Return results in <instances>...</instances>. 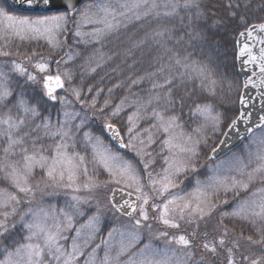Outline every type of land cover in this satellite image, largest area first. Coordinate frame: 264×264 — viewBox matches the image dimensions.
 Instances as JSON below:
<instances>
[{"label":"snow or ice","instance_id":"6c2138e0","mask_svg":"<svg viewBox=\"0 0 264 264\" xmlns=\"http://www.w3.org/2000/svg\"><path fill=\"white\" fill-rule=\"evenodd\" d=\"M22 2L29 7L42 6L46 9L54 8L56 11L42 17L18 18L9 14L6 0H0V25L7 22L8 30L20 39L29 36L44 37L49 43L56 39L54 47L67 44L69 34L74 38H82L85 34L80 29L87 25L93 26V30L87 35L95 43H101L134 21H148L151 18L160 24L162 17L177 16L181 9L190 13V21L192 15L197 20L203 19L204 15L200 10L201 0H116L115 3L107 0L100 4H96L95 0ZM232 7L229 3V8ZM235 7L240 8L241 5L236 4ZM192 10L195 12L192 13ZM232 15L235 16L236 13L232 12ZM241 22L246 24L245 31L240 33L245 41L237 42L240 45L237 58H240L242 66H257L262 74L258 82L246 80L244 88L251 85L261 90V108L264 109V38L257 37L255 42H248L253 39V33H264V23L248 26L243 16ZM71 25L74 27H70ZM166 33L171 35L167 28L154 29L152 39L166 48ZM208 39L202 30L189 35V40L198 42L193 45L197 48ZM256 43L261 45L258 54L253 52ZM166 51L172 52L171 49ZM192 57L193 53L186 49L184 53L172 52L167 65L159 63L158 72L163 76V83L154 82L153 89H161L163 94L158 92L140 106L145 110L143 115L137 109L128 117L130 126L127 129V141L114 124H102V128L117 139L120 148L134 153L132 159L112 152L103 146L99 138L93 139L88 132L83 133L82 151L85 154L77 151V136L86 123L84 119L74 123L78 113L64 111L63 120L57 118L56 123L50 118H42L41 123L35 125L37 135L33 138L32 131L26 130L25 120L19 116L13 118L11 111L16 108L23 111L25 116L30 114L36 118L40 116L38 108L29 105L22 93L13 98L7 76L0 73V110L8 108V112L0 116V139L7 145L3 148V157L0 158V179L12 189L11 192L7 188L0 190V217L3 218L0 220V264H187L188 259L194 255L192 250L197 247L212 256L222 250L227 253V264H236L232 254V247L236 245L228 246L229 229L223 224L225 218L246 220L250 224L258 225L261 233L259 239L253 240L251 236L247 239L254 244H264V138L259 141L260 147L255 154L250 151L245 153L242 148L241 153L244 155L232 158L235 166L230 171L235 172V175L220 177L215 174L217 170L213 169L214 175L207 181L196 179L193 192L181 195L174 191L182 180L198 170L201 143L208 148L203 159L215 163L221 147L227 144L232 134H236L241 141L248 139L255 144L257 142L252 138V132L254 129L264 130V115H260L253 122L252 113L245 111L249 103H252L251 97L245 98L246 93L240 97V110L234 117H225L215 109L216 89L218 85H223L225 78L217 72L210 56L208 62ZM36 67L41 72L47 71L46 64H37ZM14 70L20 75L26 73V69L19 64L14 65ZM155 75L156 73L150 74ZM42 79V95L49 102L55 103L59 100L62 105L69 103L63 96L56 95L57 89H64L65 81L71 82L72 74L69 71L49 74ZM196 80L200 84V95L193 98L196 95L195 84L193 91L189 92L187 82ZM26 81L38 82L32 74H27ZM178 85H184L183 93L173 91ZM231 88L229 83L228 89ZM70 90L79 101L81 92L76 88ZM122 105L123 101L111 115L116 116ZM150 105L153 107L149 114ZM186 105H190L189 111L192 115L203 119V124L196 129L200 138L193 139L188 136L185 143L179 144L174 129L182 128L180 121ZM104 106L107 107V101ZM91 107L95 109V99L92 100ZM158 108H162V111ZM99 111L102 112L103 108ZM134 117L136 120H147L148 127L142 131H134L138 127ZM241 125L244 127L245 136L239 135ZM209 126L214 134L219 133V137H222L213 141L210 146L208 138L202 132V129ZM153 130L161 137L159 150L152 147L157 143ZM89 146L92 148L91 158L87 156ZM153 152H156L155 156ZM157 156L163 160L162 172H156L153 167ZM100 171L107 174L103 181L98 179ZM36 175L41 179L35 180ZM145 176L147 183L144 182ZM250 188H253L251 199L238 204L230 212H217L219 205L228 203L229 193L236 196L241 192L248 193ZM100 189H107L110 193L105 202L97 196ZM126 189L129 190L128 198L123 202L117 200V192L123 193ZM59 190L71 193L62 208L42 205L30 207L37 192L54 194ZM81 192H87L88 195L81 196ZM133 194L134 200L131 199ZM150 200H159L160 203L150 204ZM21 205L29 207L20 212ZM149 209L155 215H150ZM116 214L128 217L131 223L122 228L109 225L107 240L103 236H99L97 240L105 216L115 217ZM213 216L217 217L218 224L209 233L207 225ZM9 217L13 218L12 229L4 222ZM79 218H84L86 223H80V227H77ZM152 220L171 229H179L180 221H183L191 231L186 234H172L169 238L168 231H152L153 225L149 223ZM17 224L19 238L13 235ZM202 225L204 231H201ZM114 234L119 236L118 240L114 239ZM162 238L166 245L175 244L180 249L187 250L184 256L176 258L173 250L160 248L153 243ZM201 258L203 259V254ZM260 259H253L251 264H260Z\"/></svg>","mask_w":264,"mask_h":264},{"label":"trees","instance_id":"16d2710c","mask_svg":"<svg viewBox=\"0 0 264 264\" xmlns=\"http://www.w3.org/2000/svg\"><path fill=\"white\" fill-rule=\"evenodd\" d=\"M6 3L8 6L7 0ZM229 3L233 5L231 9L229 8ZM236 4H240L241 7L236 8ZM200 10L204 15L203 19L199 20L192 15L190 21V13L181 9L177 16L162 17L160 24L151 18H149L148 21L135 22L134 25L129 27L126 34L120 31L118 34L102 41L100 44L85 45V43L83 44L75 40L55 50L40 41H30L22 45L16 43L13 49L14 51H18L19 55H23V59L28 56V59L31 60V62L29 61V65H32L33 62L40 63V60L44 61V63L50 61L52 64H55L57 61L64 62L65 59H69V56H71V63L69 66L72 68L74 67L73 71L77 74L74 83L78 85L79 89L83 92V96L86 97V102L89 103V109L93 113L98 112L102 104V100H100V102H96L95 109L91 107L92 100H96L94 97L100 91L103 93V96H106L108 91L115 90L114 94L116 97H114V104L108 107L109 112L113 111L110 110V108H115L118 103V99L116 98L120 97L121 99V96L123 94L125 95L124 92L131 86L129 84L130 79L127 77L133 73L138 78H141V84L134 87L132 92L140 93L143 103H146L147 98H151L158 92L163 94L161 89H153V83H163V76L158 72L159 63L167 65L170 62L169 57L172 55V52L184 53L187 49L193 53V59L203 60L205 62H208L210 56L211 62L213 66L216 67L217 72L225 78L223 85L217 86V99L214 107L217 108V111H221L225 117L232 118L239 111V100L242 93V82L237 67V38L241 32L245 31L246 24L241 22V16L244 17L248 26L251 24L263 23L264 0H201ZM8 11L18 15L12 12L9 7ZM161 11H163V9H161ZM194 12L195 10H192V13ZM232 12H235L236 15L233 16ZM181 18H183V21H181ZM161 27L167 28L171 32L170 36L166 33L164 38L166 48L161 47L160 43L152 39L154 29ZM200 30H202L209 39L203 43L200 48L193 47V45H197L198 42L196 40H189V35ZM137 44H139L138 47ZM98 48L102 49V52H104L107 63L106 66H99L98 60L94 58ZM166 49H171L172 52H168ZM91 53L95 56L89 58ZM94 64L98 67H95ZM151 73H156V75L150 76ZM121 76L124 77L121 78ZM120 79L123 80L120 81ZM229 83L232 85L231 90L228 89ZM193 84H195L196 95H199L200 84L198 80L188 81L187 91H193ZM38 89H41L39 83L36 88L33 89L26 86L24 94L27 96L29 105H35L41 110L43 116H48L52 113L56 104L43 98L41 94L42 89L41 92ZM89 89H91V91H89ZM184 90V85H178L177 88L173 89V91H180L181 93H183ZM36 91H38L41 96H35ZM189 107L190 105H186L183 112L186 111L191 114ZM100 118V120L96 118H93L94 120L92 119L94 133H98L99 131V134H101L102 124L105 122L108 123V119H106L104 115L101 114ZM247 143L248 142L242 147ZM241 148L236 152L240 151ZM207 161L208 160L205 162ZM40 179V177L35 178V180ZM34 182L35 181H33V183ZM103 192L104 190L101 189L102 200L106 196ZM250 192L251 191L248 193H241L236 196L229 193L227 196L228 203L222 205V210L231 211L236 205L243 202ZM39 203H41V193L37 192L36 198L30 207L36 208ZM27 207L29 206L21 205L20 212L25 211ZM0 220H3V218L0 217ZM12 220L13 218L9 217L8 221H4L8 224L10 229H12ZM215 223L218 224L217 217L215 218ZM223 224L232 231L231 233L234 235V238L241 237L240 240H244V242H246L244 244L248 247H250V245L255 246L251 249L252 253L249 251L250 262L256 259L255 257L259 259L264 257V244H254L247 239L248 236H251L253 240H257L261 234L257 229L246 228L227 219H224ZM18 234L19 225L17 224V228L13 231V235L19 238ZM199 251L201 252V249H198V252ZM211 259L214 260L213 258ZM261 260L264 262V259ZM217 264L224 263L217 261Z\"/></svg>","mask_w":264,"mask_h":264},{"label":"rangeland","instance_id":"374dc122","mask_svg":"<svg viewBox=\"0 0 264 264\" xmlns=\"http://www.w3.org/2000/svg\"><path fill=\"white\" fill-rule=\"evenodd\" d=\"M104 2H107V0H95L96 4H100V3H104ZM115 2H116V0H113V3H115ZM9 14L14 15L18 18H36V17L18 16V15L12 14L11 12H9ZM134 24H135V21L133 23L129 24L128 27L121 28L120 31H122L124 34H126L129 27L131 25H134ZM70 27H74V25H71ZM92 30H93L92 25H87V26L82 27L80 29V31L82 33H84L85 35L82 38H74L71 36V34H69V40L67 43L76 40V41H80L83 44L85 43V45L86 44H93L94 45L95 42L92 41V38L89 35H87ZM30 41H40L41 43H44V44L48 45L50 48L55 49V50L60 49L64 45L63 44L60 47H54L53 45L56 44V42H57L56 39H53L52 43H49L48 40L44 37L33 38V37L29 36V37H26L25 39H20L19 36L12 34L11 31L8 30L7 22H4L3 25H0V53H4V52L9 53L8 55L0 54V73H3L7 76L8 85L10 86V88L12 89V92H13V98H15L16 96H18L22 93L24 99L27 101V96H26V94H24V89L26 86L31 87L33 89V88H36L37 84L39 83L40 87L42 89L43 88V79H42L43 77H45L46 75H49V74L55 75L57 72H61V74H63L65 71H69L72 74L71 82L69 83L68 81H65L66 86H65L64 91H62L61 93H56V95L58 97L63 96L66 99V101H68L69 103L62 105L58 100L57 102H55L56 106H55L54 110L48 116H43L41 110L38 108V110L40 112V116L36 117V118L31 117L30 114L28 116H25L23 111H19L16 108H12V111H11L12 117L16 118L17 116H19V118L24 119L25 124L27 125L26 130H31L32 136H33V138H35V136L37 135L36 131L34 130L35 125L40 124L42 118H44V117L50 118L53 123H56L57 118H59L60 120H63V118H64L63 112L64 111H68L69 113H78L79 115L76 117V120L74 121V123H79V121L81 119H84L86 121V123H85L84 127L82 129H80V133L77 136V146H76L77 151H81L82 155L85 154L82 151V149L84 148L83 133L88 132V133H91L93 139L99 138L103 142V146L110 149L112 152L119 153L121 155H125L126 159H132L134 157V153L129 149H126V151H124V152L119 151L113 145L110 138L108 137L106 129L101 128V134H99V131H98V133H94L93 132L94 130L92 128V125H93L92 119L93 118L99 119L101 114L104 115L106 117V119H108V123H112L119 128L121 135L124 137V140L127 141L129 139L128 134H127V129L130 126L129 122H128V117L132 116L133 113L137 111V109L140 110L141 115H143L144 111H145L143 108L140 107L141 105L145 104V103H143V100L141 99L140 93L132 92L134 87L139 86V84H141V78H138L134 73L127 77L128 79H130L129 84L131 86L128 87V89L124 92L125 95L123 94L121 96V99H120V97L116 98V99H118V103L116 104L115 108L117 106H120L121 101H123L121 111L116 116H112L111 115L112 111L109 112V109H108L109 105L114 104V97H116L114 94L115 90L108 91L106 96L105 95L103 96V93L100 91L99 94L94 97V98H96V100H95L96 102H98V101L100 102V100H102L101 101L102 104L100 105L99 108L100 109L103 108V111L102 112L98 111V112L93 113L89 109V103L86 102V97L83 96V92L81 91V89H79L78 85H76L74 83V79L77 78V74L74 73V71H73L74 67L72 68L71 66H69L71 63L70 59H68V58L65 59V61H67V62L59 61L60 62L59 64H57V63L52 64V62H50V61H48L50 63H48V62L44 63V61L40 60V63L33 62L32 65H29V61L31 62V60L28 59V56H27V58L23 59V57H22L23 55H19L18 51H14L13 47L15 46L16 43H18V45H22V44L29 43ZM97 44H100V43H97ZM95 53H96V56L91 53L89 55L90 56L89 58H92L95 56L94 58L98 60L99 66H101V67L106 66L107 63H106L104 52H102V49L98 48V50H96ZM15 64H19L23 68L26 69L25 75H20L18 72H16L14 70ZM37 64H46L47 65V71L46 72L39 71V69L36 67ZM94 66L98 67L95 64H94ZM27 74L35 75L38 82L32 83L31 81H26ZM123 77L124 76H121V78H123ZM122 80L120 79V81H122ZM126 81H127V79H126ZM133 81H139V83H133ZM71 88H76L77 90H79L81 92V99L79 101L76 100L75 96L72 94V92L70 90ZM41 89H38V90L41 92ZM66 89H67V91H66ZM121 90H122V88H121ZM41 94H42V92H41ZM41 94L38 91L35 92V96H38V95L41 96ZM199 95H200V93H199ZM199 95H196L194 98H198ZM43 98L47 99L44 96H43ZM148 99H150V98H147V100ZM105 101H107V107L104 106ZM9 107H11V106H9ZM152 107L153 106H151V105L149 106V114H150V110ZM115 108L111 107L110 110H114ZM215 109L217 110V108H215ZM158 110L162 111V108H158ZM7 112H8V108H4V109L0 110V116H3ZM105 112L108 114H106ZM218 112L221 113V111H218ZM134 121H135L136 125H138V127H136L134 129V131H142L143 128L148 127V124H149V122L145 119L136 120L134 117ZM95 122H96V120H95ZM180 123L182 124V128L174 129V134L178 137L177 143H179V144L185 143L186 138L188 136H192L193 139L200 138L196 133V129L200 128L201 125L203 124V119L201 117L189 114L185 111V112H183L182 120L180 121ZM202 132L208 138L209 146L211 145V143L213 141H216L218 138H222V137H219V133L214 134L212 132L210 126L207 129H202ZM153 133L157 136V143L155 145H153L152 147H153V149L159 150V139L161 137H159V135L155 133V130H153ZM252 138L254 140H256L257 143L252 144V143H250V141H248V143L244 147H242L245 150V153L250 151L251 153L255 154V152L257 151V148L260 147L259 141L262 138H264V130L253 135ZM6 146L7 145H6V143L3 142V139H0V158L3 157V148ZM176 151H178V149ZM207 151H208V148L205 147V145L203 143H201V145L199 147L201 159L199 160L198 170L195 173L189 174L187 179L182 180V182L180 183V186L174 190L175 192L180 193L181 195H187V193L193 192L196 188V179H199L201 181H207L210 177H212L214 175V173L212 171L213 169L217 170L215 174L220 176V177H227L229 175H235V172L230 171V169H232L235 166V161L232 158L234 156H238V155L243 156L244 155V153H241V150H240V151L235 152L234 154L228 156L224 160H221L217 163H212L210 161L205 162L206 160L203 159V156ZM17 153H19L18 149H17ZM91 154H92V148H91V146H89L87 156L89 158H91ZM153 155L155 156L156 152H153ZM165 155H167L166 152H165ZM162 165H163V160L157 156L156 157V163L153 165V167L155 168V171L156 172H162V170H163ZM217 165H219L218 168H217ZM89 169L91 172V165H89ZM205 173H207V174H205ZM106 176H107V174L103 171H100L98 173V179L101 181L105 180ZM39 177H40L39 175H36L35 178H39ZM144 182L147 183V177L146 176L144 177ZM116 187H120V186H116ZM254 187H258V186H254ZM5 188H7V190L9 192L12 191V189L10 187H8V185L2 179H0V190H3ZM103 190H104L103 193L106 194L105 198L103 200L101 199L102 198L101 189L98 190L97 196L102 202H105L104 200L107 199V197L110 195V193L107 191V189H103ZM252 190H253V188L249 189V191H251V192H252ZM125 191H129V190L126 189ZM251 192L249 193L248 197L245 200L251 199ZM241 193H244V192H241ZM70 194H71L70 191H66V190H59V191L55 192L54 194H41V203H39V205H42L44 207L52 206V207H56V208H62L65 205V202L69 200ZM79 195L86 196V195H88V193L87 192H81V193H79ZM149 203L150 204L160 203V201L159 200H155V201L150 200ZM222 205L223 204L219 205V207L217 208L218 212L222 211ZM85 207H87V206L85 205ZM149 210H150V215H155V213L151 212V209H149ZM86 215H87V213H86ZM215 218H216V216H213L207 225V230L209 231V233H212L213 229L216 228V226H217V223H215ZM225 219L232 220L236 224H240L246 228H250V229L255 228L258 230V225L250 224L246 220H241V219H236V218H225ZM80 223H86V220L84 218H79V222L77 223L76 226L80 227ZM130 223H131V221L129 219L122 217L119 214H116L115 217H113L111 215H106L104 218V221L101 225V230L98 234L97 240L99 239V236H103L104 239L107 240L106 232L109 228V225H113L115 227L122 228L125 225H128ZM149 223H151L153 225V228H152L153 232L168 231L170 234L169 238L171 237L172 234H186L187 232L191 231V228L189 226L185 225L183 221H180L181 227L179 229L165 228L162 224L157 223L155 220L149 221ZM201 231H204L203 225L201 226ZM231 232L232 231L229 230L228 238L230 240V243L228 246L232 247L233 244L236 245L235 247H232V254H233V258L235 259L236 264H251L250 259H249V251H250V253H252L251 249H253V247H255V246L250 245V247H248L246 244H244V243H246V242H244V240H240L241 237L240 238H238V237L234 238V235ZM114 239L118 240L119 236L117 234H114ZM209 239H211V235L209 236ZM153 243L156 244L160 248L167 247V248L173 250L176 258L183 257L184 252L187 251V250L180 249V247L178 245H175V244L166 245L165 240L163 238L161 240H155V241H153ZM198 249H201V252L199 251L200 253L198 252ZM192 251L194 252V255L190 259H188L187 264H215V262L217 264V261H221L224 264H227V259H226L227 253L223 252L222 250L219 252V254H217L215 256L204 253V250L202 248H199V247L194 248ZM202 254H203V259L201 258ZM211 258H213L214 260H212ZM255 258L259 259L258 257H255ZM81 259H83V258H81ZM260 264H264V262L261 259H260Z\"/></svg>","mask_w":264,"mask_h":264},{"label":"water","instance_id":"95a60500","mask_svg":"<svg viewBox=\"0 0 264 264\" xmlns=\"http://www.w3.org/2000/svg\"><path fill=\"white\" fill-rule=\"evenodd\" d=\"M9 1V6L10 8L22 15H39V16H44V15H49L52 14L53 12L56 11V9H46L42 6H33V7H29L27 4L23 3L22 0H8ZM264 23V22H263ZM264 38V33H253V39L249 40V43H253L255 42V38ZM238 41H245V37H241L239 35L237 42ZM238 43H237V49H239ZM261 47V45L259 43L255 44V47L253 48V52L258 54V50ZM237 65H238V73L240 76V79L243 83V91H242V95H246V99L248 97H251V101L252 103H249L248 108L245 109V111H250L252 113V121L255 122L257 121L258 117L260 115H264V109L261 108V101H260V92L261 90H258L256 88H253L251 85L248 86L247 89L244 88V82L246 80H253L254 82H258L260 76L262 75L259 72V69L257 66L251 65V64H245V65H241V61L240 58H237ZM253 72H255V75H253ZM59 90H63V89H57L56 91ZM116 127V126H115ZM117 128V127H116ZM118 129V128H117ZM260 129H254V131L252 132V134L256 131H258ZM107 134L109 136V138L111 139L112 143L120 150V151H125L126 149L120 148L119 147V143L117 141V139H115L112 135L111 132L107 131ZM121 134V133H120ZM251 134V135H252ZM240 136H245L246 133L244 131V127L243 125H241L240 127ZM248 139H245L243 141L239 140L236 134H232L231 139L228 140L227 144L225 146H222L218 155H217V161L225 158L226 156H228L230 153H232L233 151H235L236 149H238L243 143H245V141H247ZM128 198L127 197V191H124L123 193L117 192V196L116 199L120 200L121 202H123L124 199ZM131 199H135V195L133 194V196L131 197ZM125 218H128L126 216H123ZM129 219V218H128Z\"/></svg>","mask_w":264,"mask_h":264}]
</instances>
